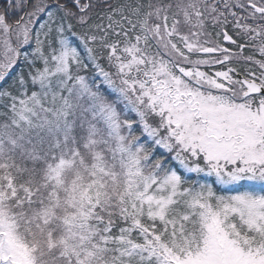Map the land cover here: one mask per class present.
<instances>
[{
	"label": "snow or ice",
	"instance_id": "obj_1",
	"mask_svg": "<svg viewBox=\"0 0 264 264\" xmlns=\"http://www.w3.org/2000/svg\"><path fill=\"white\" fill-rule=\"evenodd\" d=\"M0 264H264V0H0Z\"/></svg>",
	"mask_w": 264,
	"mask_h": 264
}]
</instances>
